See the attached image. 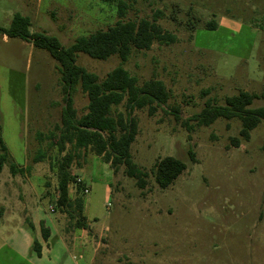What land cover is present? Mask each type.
I'll return each instance as SVG.
<instances>
[{"label": "rangeland", "instance_id": "obj_1", "mask_svg": "<svg viewBox=\"0 0 264 264\" xmlns=\"http://www.w3.org/2000/svg\"><path fill=\"white\" fill-rule=\"evenodd\" d=\"M15 14L29 19L31 34L63 47L139 20L175 40L132 49L125 62L75 54V64L98 81L120 67L138 86L155 79L169 94L152 116L147 109L132 113L138 133L130 155L147 173L144 189L123 166L113 173L91 152L74 153L68 194L71 202L82 200L78 214L56 207L57 165L70 146L59 154L46 138L64 106L58 65L30 41L0 35V138L9 154L0 173V264H264V121L244 141L237 119L207 127L189 120L206 101L222 106L239 92L257 95L249 108L264 107V0H0L1 28ZM72 103L77 118L87 113L79 87ZM117 113L125 114V102L112 108ZM39 153L43 160L33 163ZM165 157L186 169L162 190L153 166ZM77 221L86 228H76ZM41 225L49 227L48 243Z\"/></svg>", "mask_w": 264, "mask_h": 264}, {"label": "trees", "instance_id": "obj_2", "mask_svg": "<svg viewBox=\"0 0 264 264\" xmlns=\"http://www.w3.org/2000/svg\"><path fill=\"white\" fill-rule=\"evenodd\" d=\"M29 25L27 17L15 14L7 29L0 27V35L30 41L36 49L46 51L58 65L64 106L59 125H56L54 131L46 138L49 141L48 147L55 148L59 154L65 152L66 145L70 146V152L63 155L57 165L56 207L82 213V200L76 199L71 202L68 194L71 184L68 169L75 158L74 153L80 150L89 151L100 157L113 173L117 172L118 167L123 166L125 175L135 181L137 188L144 189L147 184V173L133 163L130 155V146L138 133L137 120L132 113L135 109H147L148 116H152L157 106L167 103L168 91L161 81L155 79L138 86L136 79L120 67L112 70L102 81H98L94 74L75 64V54L83 53L95 60H106L116 55L121 62H125L132 49L149 50L154 42L171 44L175 40L174 36L147 20L117 22L105 31H96L89 36L77 38L70 46L63 47L54 37L41 33L31 34ZM210 28L214 30V25ZM76 87H79L88 99L87 113L79 118L72 103V93ZM257 98L255 94L239 92L235 96L227 97L222 106L206 101L203 109L189 120L198 127H207L218 119L227 121L237 119L241 124L239 138L248 141L250 132L264 121V107L249 108ZM122 102H125V114L112 115V108ZM171 110L174 119L190 130L188 120L180 121L178 110L176 108ZM231 141L236 147L239 146L238 138H232ZM0 151L1 173L9 156L1 138ZM43 158L44 155L39 153L34 157L33 163H38ZM185 169V164L178 159L165 157L153 166L154 180L158 187L164 190L171 186ZM18 170L11 166L12 173ZM82 186V183L77 185L78 189L83 190ZM76 228L85 229L86 225L77 221ZM41 235L43 240L48 238V230L44 229L43 225ZM32 250L40 256L41 248L37 242L33 243Z\"/></svg>", "mask_w": 264, "mask_h": 264}, {"label": "crops", "instance_id": "obj_3", "mask_svg": "<svg viewBox=\"0 0 264 264\" xmlns=\"http://www.w3.org/2000/svg\"><path fill=\"white\" fill-rule=\"evenodd\" d=\"M83 208H84V207H83ZM44 228H46V229L48 230L49 227H48V226H44ZM36 231L38 232V230H36ZM37 232H35V236H36V233H37ZM40 238H41L42 241H45L46 243H48L47 241L50 239L49 236H48V238H47L46 240H43L42 236H40ZM55 238H56V236H55ZM57 239H58V240H61V239H59V238H57ZM35 240L38 242L37 238H36ZM61 241H62V240H61ZM30 246H31V243H29V239H27V241H26V248H28L29 250H31ZM64 246H65V245H64ZM75 247L78 248L77 245H76ZM81 248H82L83 250L85 249L82 255H84V254L87 255V250H86L87 248H84V247H81ZM82 249H81V250H82ZM43 253H44V252H42V250H41V254H40V256H37V255H36V257H37V258H42ZM87 256H88V255H87ZM82 257H84V256H82Z\"/></svg>", "mask_w": 264, "mask_h": 264}, {"label": "built area", "instance_id": "obj_4", "mask_svg": "<svg viewBox=\"0 0 264 264\" xmlns=\"http://www.w3.org/2000/svg\"><path fill=\"white\" fill-rule=\"evenodd\" d=\"M79 182H80V180L78 179V180H77V183L80 184ZM83 192L86 194V193L88 192V190H87V189H84Z\"/></svg>", "mask_w": 264, "mask_h": 264}]
</instances>
